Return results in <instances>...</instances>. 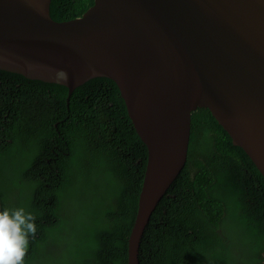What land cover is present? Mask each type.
Instances as JSON below:
<instances>
[{"label": "trees", "instance_id": "obj_1", "mask_svg": "<svg viewBox=\"0 0 264 264\" xmlns=\"http://www.w3.org/2000/svg\"><path fill=\"white\" fill-rule=\"evenodd\" d=\"M94 0H51L53 19ZM148 160L116 82L65 85L0 69V210L36 217L25 264H128ZM139 264H264V176L208 108L155 208Z\"/></svg>", "mask_w": 264, "mask_h": 264}, {"label": "water", "instance_id": "obj_2", "mask_svg": "<svg viewBox=\"0 0 264 264\" xmlns=\"http://www.w3.org/2000/svg\"><path fill=\"white\" fill-rule=\"evenodd\" d=\"M51 0H0V69L73 90L119 87L148 148L128 264L184 168L192 113L208 108L264 176V0H94L57 21Z\"/></svg>", "mask_w": 264, "mask_h": 264}, {"label": "clouds", "instance_id": "obj_3", "mask_svg": "<svg viewBox=\"0 0 264 264\" xmlns=\"http://www.w3.org/2000/svg\"><path fill=\"white\" fill-rule=\"evenodd\" d=\"M35 220L23 207L0 210V264H25L29 236L37 232Z\"/></svg>", "mask_w": 264, "mask_h": 264}]
</instances>
